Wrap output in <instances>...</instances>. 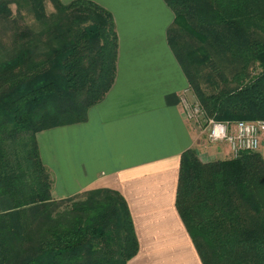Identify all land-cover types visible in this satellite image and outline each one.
Returning a JSON list of instances; mask_svg holds the SVG:
<instances>
[{"label": "trees", "instance_id": "1", "mask_svg": "<svg viewBox=\"0 0 264 264\" xmlns=\"http://www.w3.org/2000/svg\"><path fill=\"white\" fill-rule=\"evenodd\" d=\"M163 1L166 42L205 117L264 119V0ZM116 45L110 12L91 0H0V264H125L136 252L116 190L51 197L34 136L86 119ZM174 206L201 264H264L256 150L201 161L184 149Z\"/></svg>", "mask_w": 264, "mask_h": 264}, {"label": "crops", "instance_id": "2", "mask_svg": "<svg viewBox=\"0 0 264 264\" xmlns=\"http://www.w3.org/2000/svg\"><path fill=\"white\" fill-rule=\"evenodd\" d=\"M91 1L112 16L114 77L83 122L35 133L50 195L114 189L126 202L137 243L125 264H201L174 206L179 155L192 148L207 161L230 153L183 116L182 99L194 97L166 42L172 11L163 0ZM256 151L264 162V134Z\"/></svg>", "mask_w": 264, "mask_h": 264}, {"label": "built area", "instance_id": "3", "mask_svg": "<svg viewBox=\"0 0 264 264\" xmlns=\"http://www.w3.org/2000/svg\"><path fill=\"white\" fill-rule=\"evenodd\" d=\"M183 116L189 123L200 126L204 122L208 142H224L230 156L243 150H256L260 135L264 133V119L214 120L206 118L195 99H182Z\"/></svg>", "mask_w": 264, "mask_h": 264}, {"label": "rangeland", "instance_id": "4", "mask_svg": "<svg viewBox=\"0 0 264 264\" xmlns=\"http://www.w3.org/2000/svg\"><path fill=\"white\" fill-rule=\"evenodd\" d=\"M11 8H12V10L14 9V6L13 5H11ZM45 9H46V11L48 12V11H50L51 10V7H50V5H49V3H45ZM26 15V14H25ZM30 17L29 16H27L26 17V20H27V22H30ZM193 97H194V95H193ZM193 99H195V97L193 98ZM204 125H203V123H201L200 124V127H203ZM264 134V133H263ZM205 137V136H204ZM206 138V137H205ZM207 141V140H206ZM208 142V141H207Z\"/></svg>", "mask_w": 264, "mask_h": 264}]
</instances>
